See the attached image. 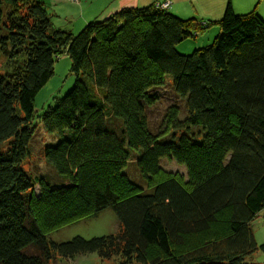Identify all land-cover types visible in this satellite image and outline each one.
Masks as SVG:
<instances>
[{
	"label": "trees",
	"instance_id": "obj_1",
	"mask_svg": "<svg viewBox=\"0 0 264 264\" xmlns=\"http://www.w3.org/2000/svg\"><path fill=\"white\" fill-rule=\"evenodd\" d=\"M156 2L74 33L54 27L39 0H0V61L13 63L0 74V264L86 254L120 264H256L264 255L252 231L264 209V17L227 2L219 20L201 22ZM212 27L209 45L177 51ZM60 55L73 83L36 117L35 96ZM164 86L181 106L153 131L147 109ZM39 127L59 138L42 155L60 185L22 167ZM134 155L144 187L124 172ZM104 209L115 234L48 239ZM223 212L225 229L212 230Z\"/></svg>",
	"mask_w": 264,
	"mask_h": 264
},
{
	"label": "rangeland",
	"instance_id": "obj_2",
	"mask_svg": "<svg viewBox=\"0 0 264 264\" xmlns=\"http://www.w3.org/2000/svg\"><path fill=\"white\" fill-rule=\"evenodd\" d=\"M73 2V0H68ZM161 4L163 8L168 9L170 7V2L167 0H162ZM52 22L55 21L54 18L51 19ZM80 28L75 30L76 33ZM218 33L217 27H212L194 39H189L183 41L177 46V51L181 54H189L196 48H201L205 45H209L213 37ZM195 46V47H194ZM69 60L65 55H60L53 64V75L46 82V84L40 89L34 99V113L37 116L48 107L54 104L55 98H61L71 87L73 83V76L68 72ZM13 69V63L9 62L8 66L4 67L2 61H0V74L5 75L7 72ZM154 91L158 94V102L147 109V118L149 125L153 131H157L159 127H164L163 123L164 115L170 106L179 105V102L171 95L168 86L161 87ZM182 118L180 113L179 119ZM36 124H38V119L35 118ZM31 145L29 147V159L22 164V167L30 175H41L48 178L49 183L54 185H60L63 182L55 176L53 170L45 163L42 155L43 146L55 144L58 141V137L55 134H46L42 129L38 128V133L33 136ZM136 154V153H135ZM135 155L132 156L129 162L124 167V172L127 174L129 179H132L134 183H138L144 187L135 167ZM162 167L164 170L169 172L183 173V167L173 163V162H162ZM34 194H38V188H34ZM227 215L223 212L217 217V222L211 227L212 230H223L226 227ZM118 223L114 214L109 209L102 210L99 215L95 218L85 219L79 221L78 223L72 224L70 226L62 227L57 231L50 233L47 237L49 240L59 243L70 240L73 237H81L83 239H91L93 237L107 236L115 234L117 232ZM252 231L254 233V238L256 243L264 242V209L259 212L252 222ZM203 239V235L191 236L187 239V243H193ZM121 258L116 256L109 260H101L96 254H86L75 257L70 260H63L62 258L55 257L50 260L48 264H120ZM254 262L256 264H264V255L256 254L254 256ZM133 264V263H132Z\"/></svg>",
	"mask_w": 264,
	"mask_h": 264
},
{
	"label": "crops",
	"instance_id": "obj_3",
	"mask_svg": "<svg viewBox=\"0 0 264 264\" xmlns=\"http://www.w3.org/2000/svg\"><path fill=\"white\" fill-rule=\"evenodd\" d=\"M55 19L54 27L75 32L87 22L101 20L122 8L142 7L162 0H39ZM169 11L181 18L201 22L221 18L227 2L234 13L255 11L264 17V0H167ZM79 29V30H80Z\"/></svg>",
	"mask_w": 264,
	"mask_h": 264
},
{
	"label": "built area",
	"instance_id": "obj_4",
	"mask_svg": "<svg viewBox=\"0 0 264 264\" xmlns=\"http://www.w3.org/2000/svg\"><path fill=\"white\" fill-rule=\"evenodd\" d=\"M155 7H159L160 9H166L165 7L163 8V6L161 4V1L160 2H156Z\"/></svg>",
	"mask_w": 264,
	"mask_h": 264
}]
</instances>
